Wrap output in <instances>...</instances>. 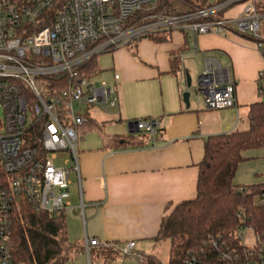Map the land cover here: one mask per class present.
I'll list each match as a JSON object with an SVG mask.
<instances>
[{"label":"built area","instance_id":"built-area-1","mask_svg":"<svg viewBox=\"0 0 264 264\" xmlns=\"http://www.w3.org/2000/svg\"><path fill=\"white\" fill-rule=\"evenodd\" d=\"M160 0H0V264H14L9 247L13 208L21 202L49 216L72 214L84 220L78 165L79 127L86 106L103 111L118 109L115 86L94 85L79 66L92 57L128 46L137 39L181 30L197 34H235L251 40L264 63V13L259 0H222L181 14L154 11ZM241 4L239 16L221 11ZM64 72L67 85L59 88L46 77ZM118 80L119 75L114 74ZM264 79V64L258 72ZM52 83V84H51ZM196 93L207 109L235 105V82L230 66L206 56L196 79ZM31 97V103L26 98ZM41 126V150L26 141L33 126ZM135 128L150 135L154 119L136 120ZM55 160L59 164H55ZM74 175L78 206L70 202ZM264 205V194L255 198ZM244 224L235 231L238 244L209 238L223 264H264V231L256 232L242 213ZM112 247L120 255H137L135 242H99L84 238L90 247ZM186 264H201L194 256Z\"/></svg>","mask_w":264,"mask_h":264},{"label":"crops","instance_id":"crops-1","mask_svg":"<svg viewBox=\"0 0 264 264\" xmlns=\"http://www.w3.org/2000/svg\"><path fill=\"white\" fill-rule=\"evenodd\" d=\"M230 7L221 14L225 18L239 16L241 6ZM261 30L264 36V22ZM110 53L113 60L110 69L119 79L112 77L108 82L115 86L118 109H109L103 121L96 120L88 110L87 114L104 124L116 122L117 133L106 132L107 124H103L108 136L129 134L135 130L130 122L137 119H154L156 132L130 133H144L140 147L123 148L108 141L104 144L101 137L86 144L80 143L83 138L78 142L84 220L77 210L65 215L66 235L70 242L83 244L84 238L109 243L134 241L136 253H151L162 261L153 252L159 245L153 237L161 217L175 204L194 197L196 164L203 157L206 138L233 131L239 120H235V114L242 113L246 118L249 104L259 99L258 72L263 67V58L254 43L245 37L211 33L192 37L181 30L170 32L160 42L137 39ZM196 56L201 57L200 71L206 56L230 66L235 82L233 107L205 110L190 88L188 106L183 102L186 75L194 69ZM98 68L97 73L101 71ZM69 199L72 206H78L76 181ZM66 264H137V260L104 252L92 261L83 251Z\"/></svg>","mask_w":264,"mask_h":264},{"label":"trees","instance_id":"trees-1","mask_svg":"<svg viewBox=\"0 0 264 264\" xmlns=\"http://www.w3.org/2000/svg\"><path fill=\"white\" fill-rule=\"evenodd\" d=\"M220 1L160 0L154 11L181 14L194 7ZM256 7L260 13H264V2H257ZM169 33L163 32L164 35L149 38L160 42ZM97 57H92L78 67L82 76H92L99 71ZM46 78L59 88L67 85L64 72ZM258 81L259 99L248 106L246 129L206 138L203 157L196 164L198 174L194 197L175 204L161 217L153 241L156 244L169 241L167 261L162 262L153 254L139 252L134 256L137 264H186L192 256L200 260L201 264H223L208 239L219 238L230 246L237 245L238 239L234 233L244 224L238 213L244 215L245 223L256 232L264 231V205L255 203V198L264 194V172L259 182H233L238 165L246 159L242 153L264 147V85L260 79ZM26 99L31 103V97ZM84 116L85 122L78 131L79 141L85 133L93 130L100 135L104 144L108 141L126 148L140 147L144 143V133L108 136L103 131V122H97L87 113ZM40 133L41 126L36 124L25 136L27 143L38 151L41 150ZM9 247L14 264H66L76 254L85 251L83 243L68 240L64 213L49 216L45 212H36L24 202L13 208ZM98 249L107 254L116 253L111 246Z\"/></svg>","mask_w":264,"mask_h":264},{"label":"rangeland","instance_id":"rangeland-1","mask_svg":"<svg viewBox=\"0 0 264 264\" xmlns=\"http://www.w3.org/2000/svg\"><path fill=\"white\" fill-rule=\"evenodd\" d=\"M234 5L241 6V4H234ZM241 9H242V6H241ZM225 10H226V8L223 9L221 11V13H223ZM222 17H224L223 14H222ZM97 63H98V66L100 67L101 71L94 76L93 75L87 76V80L89 82L93 83L94 85L98 86V85H100L101 82H108V80H112L113 73H112V70L110 69L112 67V64H113L112 54L110 52H107V53H103V54L99 55L97 57ZM200 67H201V57L196 56L195 61H194V69L189 74L190 79H191L190 90H192V93H191L192 96H195V98H197L201 102L202 96L198 93H197V95L194 94L195 93L194 89L197 85L196 79H197V76L200 72ZM260 83L262 85H264V79H262ZM84 108L86 110H88L89 112H91V114H92L91 116H93L98 121H103L102 119L104 117L106 118L110 112V110H108L107 111L108 113H107V112L101 110L99 107L98 108L97 107L91 108V106H86ZM205 110H208V109H205ZM1 118H2V114H1V106H0V119ZM236 118L239 120H238L237 125L233 129L239 130V131L246 129L247 121H246L245 116L242 113L238 114V116H237V114H235V120H236ZM137 120H139V119H137ZM106 124H107L106 130H105L106 132L110 131L111 133H117L114 131H116V130L119 131V129H118L119 126L116 125L115 121H112V123L107 122L104 124V126ZM83 139H84L83 142L80 140L81 141L80 143L86 144L89 140H91V141L99 140L100 135L93 130L92 131L89 130L87 133L84 134ZM242 155L246 159L243 160L238 165L235 176L233 178V182L235 184H246V183H252L254 181L261 180L260 179L261 171H264V147L258 148V149L246 150L245 152L242 153ZM54 162L57 165L59 164L58 160H55ZM70 177L72 178V181L74 182L73 186H70V187H74L75 186V177H74V175H71ZM87 228H88V226H87ZM168 248H169V241L166 240V241L161 242L158 246H156L155 250L153 252L157 253L158 257L162 261H166L167 257H168ZM85 253H86V251H85ZM103 253L104 252H101V250H99V249H91L90 248V250L88 251V260L90 258L92 261H95L97 257L103 256ZM129 256L134 257L135 255H127L126 257H129ZM123 257H125V256H123Z\"/></svg>","mask_w":264,"mask_h":264},{"label":"water","instance_id":"water-1","mask_svg":"<svg viewBox=\"0 0 264 264\" xmlns=\"http://www.w3.org/2000/svg\"><path fill=\"white\" fill-rule=\"evenodd\" d=\"M191 85V81H190V77L187 74L186 75V87L187 90H185L182 94V98H183V102L186 104V106H188L189 104V95H190V91L188 90L190 88ZM130 125H136V121L130 122ZM139 130L137 128H135L134 131H130V133H134V132H138Z\"/></svg>","mask_w":264,"mask_h":264}]
</instances>
